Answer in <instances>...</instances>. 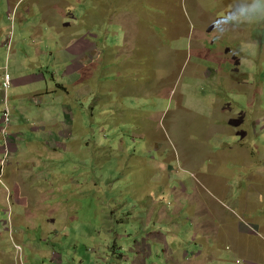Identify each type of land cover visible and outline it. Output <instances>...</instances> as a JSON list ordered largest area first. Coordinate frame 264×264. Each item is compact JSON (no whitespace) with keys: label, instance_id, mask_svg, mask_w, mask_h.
Listing matches in <instances>:
<instances>
[{"label":"rangeland","instance_id":"rangeland-1","mask_svg":"<svg viewBox=\"0 0 264 264\" xmlns=\"http://www.w3.org/2000/svg\"><path fill=\"white\" fill-rule=\"evenodd\" d=\"M3 263L264 264V0H0Z\"/></svg>","mask_w":264,"mask_h":264},{"label":"crops","instance_id":"crops-1","mask_svg":"<svg viewBox=\"0 0 264 264\" xmlns=\"http://www.w3.org/2000/svg\"><path fill=\"white\" fill-rule=\"evenodd\" d=\"M75 65V64H74ZM71 66V65H69ZM74 68V69H73ZM75 71V73L78 71V69L75 70V67L73 66L71 68V71L70 72H74L73 70ZM15 188V187H14ZM10 192V200H11V205H15L19 208H23L24 209V206L26 207V202L27 201L26 199H24V202L21 200L20 196H19V193L18 191L15 189H12L9 191ZM6 195V194H5ZM8 195V194H7ZM7 195L5 196V198L7 197ZM6 201V200H5ZM25 211V210H24ZM4 264V263H3ZM10 264V263H9Z\"/></svg>","mask_w":264,"mask_h":264},{"label":"clouds","instance_id":"clouds-1","mask_svg":"<svg viewBox=\"0 0 264 264\" xmlns=\"http://www.w3.org/2000/svg\"><path fill=\"white\" fill-rule=\"evenodd\" d=\"M5 200H6V204H10L9 194L7 195V197L5 198ZM13 244H15V243H13Z\"/></svg>","mask_w":264,"mask_h":264},{"label":"built area","instance_id":"built-area-1","mask_svg":"<svg viewBox=\"0 0 264 264\" xmlns=\"http://www.w3.org/2000/svg\"><path fill=\"white\" fill-rule=\"evenodd\" d=\"M15 249H18V246L16 244H13Z\"/></svg>","mask_w":264,"mask_h":264}]
</instances>
